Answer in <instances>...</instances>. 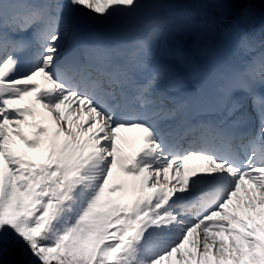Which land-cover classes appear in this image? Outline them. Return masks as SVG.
<instances>
[{"label":"snow or ice","instance_id":"6c2138e0","mask_svg":"<svg viewBox=\"0 0 264 264\" xmlns=\"http://www.w3.org/2000/svg\"><path fill=\"white\" fill-rule=\"evenodd\" d=\"M256 2L0 0L2 264H264ZM146 106L194 116L177 131ZM122 129L138 152L118 155ZM114 168L155 190L119 203Z\"/></svg>","mask_w":264,"mask_h":264},{"label":"bare ground","instance_id":"6f19581e","mask_svg":"<svg viewBox=\"0 0 264 264\" xmlns=\"http://www.w3.org/2000/svg\"><path fill=\"white\" fill-rule=\"evenodd\" d=\"M131 144L134 146V145L137 144V142H132ZM202 164H203V162H201L199 164V166H202ZM119 172H120L119 169L118 168H115V170L113 172V176L109 178V187H111V181L113 180L114 177L117 176V177L121 178V174ZM173 174L174 173H171V174H168L167 173V175L169 177V180H171V177L173 176ZM123 183L125 184V187L124 188H122V189H119L118 188L116 192L110 194L111 195V198L114 199V200H116L117 198L122 197L121 199L118 200V202H120L121 204H123L121 201H124L125 200V192L127 191L128 188L132 187L131 186V179L124 180ZM143 191L144 190H140V191H138V193H141ZM146 191H150V188L147 189V187H146ZM106 195H107V193H106Z\"/></svg>","mask_w":264,"mask_h":264},{"label":"rangeland","instance_id":"374dc122","mask_svg":"<svg viewBox=\"0 0 264 264\" xmlns=\"http://www.w3.org/2000/svg\"><path fill=\"white\" fill-rule=\"evenodd\" d=\"M259 20L261 21V23L264 24V15L261 14ZM145 188H146V186H145L143 189H145ZM148 188H150V190H152L151 187H147V189H148ZM130 198H132V197H130Z\"/></svg>","mask_w":264,"mask_h":264},{"label":"trees","instance_id":"16d2710c","mask_svg":"<svg viewBox=\"0 0 264 264\" xmlns=\"http://www.w3.org/2000/svg\"><path fill=\"white\" fill-rule=\"evenodd\" d=\"M260 6H263V7H264V4H261V3H260ZM0 264H2V262H0Z\"/></svg>","mask_w":264,"mask_h":264}]
</instances>
